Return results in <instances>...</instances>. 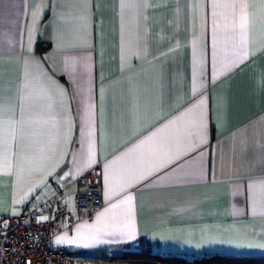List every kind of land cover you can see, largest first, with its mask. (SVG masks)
<instances>
[{
  "label": "crops",
  "instance_id": "obj_1",
  "mask_svg": "<svg viewBox=\"0 0 264 264\" xmlns=\"http://www.w3.org/2000/svg\"><path fill=\"white\" fill-rule=\"evenodd\" d=\"M61 186L87 264L264 254V0H0V229Z\"/></svg>",
  "mask_w": 264,
  "mask_h": 264
},
{
  "label": "built area",
  "instance_id": "obj_2",
  "mask_svg": "<svg viewBox=\"0 0 264 264\" xmlns=\"http://www.w3.org/2000/svg\"><path fill=\"white\" fill-rule=\"evenodd\" d=\"M75 195L80 217H91L104 205L102 174L99 166L80 176ZM65 187L61 186L51 199L26 207L18 215H8L1 226L0 264H87L66 246H55L53 237L75 220L61 203ZM46 218V219H45Z\"/></svg>",
  "mask_w": 264,
  "mask_h": 264
},
{
  "label": "trees",
  "instance_id": "obj_3",
  "mask_svg": "<svg viewBox=\"0 0 264 264\" xmlns=\"http://www.w3.org/2000/svg\"><path fill=\"white\" fill-rule=\"evenodd\" d=\"M111 258L128 264H264V254L212 253L187 256L162 253L150 247L125 249Z\"/></svg>",
  "mask_w": 264,
  "mask_h": 264
},
{
  "label": "snow or ice",
  "instance_id": "obj_4",
  "mask_svg": "<svg viewBox=\"0 0 264 264\" xmlns=\"http://www.w3.org/2000/svg\"><path fill=\"white\" fill-rule=\"evenodd\" d=\"M245 7H246V5H244V4L240 5L241 11H240L238 18L234 17L232 22H231L232 30L238 31V34L240 35L242 42H243V38L247 35V33L249 31V26H250V18L248 16V14L244 11ZM129 227H131V225H129ZM82 238L83 239H94L95 235L94 234H86ZM65 240H66V237H58L56 242L61 243V242H64ZM68 242L74 243L75 241H68Z\"/></svg>",
  "mask_w": 264,
  "mask_h": 264
}]
</instances>
